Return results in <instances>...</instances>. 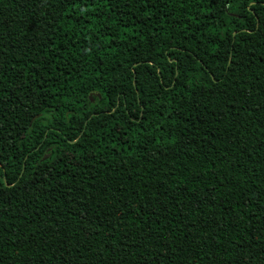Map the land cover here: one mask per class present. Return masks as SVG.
Listing matches in <instances>:
<instances>
[{
	"label": "trees",
	"instance_id": "1",
	"mask_svg": "<svg viewBox=\"0 0 264 264\" xmlns=\"http://www.w3.org/2000/svg\"><path fill=\"white\" fill-rule=\"evenodd\" d=\"M0 264H264V0H0Z\"/></svg>",
	"mask_w": 264,
	"mask_h": 264
}]
</instances>
